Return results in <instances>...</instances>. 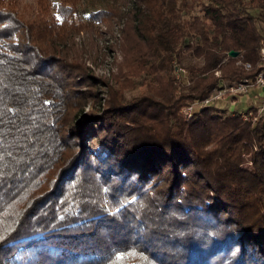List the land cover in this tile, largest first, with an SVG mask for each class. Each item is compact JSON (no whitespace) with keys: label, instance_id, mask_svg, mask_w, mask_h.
<instances>
[{"label":"trees","instance_id":"1","mask_svg":"<svg viewBox=\"0 0 264 264\" xmlns=\"http://www.w3.org/2000/svg\"><path fill=\"white\" fill-rule=\"evenodd\" d=\"M80 2L0 0V264H264V108L183 111L260 70L264 0Z\"/></svg>","mask_w":264,"mask_h":264},{"label":"rangeland","instance_id":"2","mask_svg":"<svg viewBox=\"0 0 264 264\" xmlns=\"http://www.w3.org/2000/svg\"><path fill=\"white\" fill-rule=\"evenodd\" d=\"M106 0H81L79 6L82 9V13H86L89 10H92L94 8L103 6ZM190 4H188L187 7L184 8L183 12L189 11L190 13H197L199 12V6L197 4V0H189ZM33 0H20L21 4L24 3H32ZM188 8V10H187ZM118 22L112 21L111 24H106L104 22H99L97 25H95L96 29L95 34V40L94 39H88L86 37V33H80L77 36L78 42H81L85 38V42L89 47H92L93 45L90 43H93L97 49V57L95 61L89 60L87 63H89V66L94 70L95 73L99 75H103L105 77H110L111 73L116 70V60H119L121 58L120 52H119V42H120V35H119V28H118ZM83 42V41H82ZM98 44V46H97ZM237 63V62H236ZM239 64V63H237ZM260 62L257 61V63L254 66V69L260 68ZM175 76H179V72L175 71ZM264 73V71H263ZM216 75H220V71L215 72ZM135 80V79H134ZM141 79H136L134 81V87H131L132 93L140 92L144 90V85L141 84ZM223 88L228 87L231 84H235L238 81H232L229 82L226 79H223ZM136 85V86H135ZM222 88V89H223ZM128 91V90H127ZM257 91V89L255 90ZM216 93V90L214 89L211 94ZM103 94V93H102ZM253 94H249V97H245L243 95H237L236 98H234V101H231L230 97L227 96V98H219L215 99L211 102V105H214L219 108H224L228 111H245L249 105H255L257 103H260V97H256L257 95L254 94L256 97L255 99L252 97ZM253 105V106H254ZM259 112H253L250 115H247L246 119L253 121L254 117L258 116Z\"/></svg>","mask_w":264,"mask_h":264},{"label":"built area","instance_id":"3","mask_svg":"<svg viewBox=\"0 0 264 264\" xmlns=\"http://www.w3.org/2000/svg\"><path fill=\"white\" fill-rule=\"evenodd\" d=\"M258 55L259 59L258 61L260 64V70L256 72L252 78H244L235 84H231L228 87L225 88H219L215 89L216 93L211 94L207 96L206 98L200 100V101H194L189 106L183 109L184 112L189 113L193 108L204 105V104H211L212 101L219 98H227L230 97L231 101H234V98L237 97V95H243L245 97H249V94H253V98L260 97V103L255 104L256 105V112H261L264 108V104L262 103L264 99V40H261L259 48H258ZM237 63L241 64L244 69H250L252 68L251 64L248 62H241L240 60L237 61ZM217 72V71H216ZM257 91H254L256 90ZM257 95L256 97L254 96ZM253 113V111H250L249 113L242 112L243 118L246 119L247 115H250ZM255 119V117H254Z\"/></svg>","mask_w":264,"mask_h":264},{"label":"water","instance_id":"4","mask_svg":"<svg viewBox=\"0 0 264 264\" xmlns=\"http://www.w3.org/2000/svg\"><path fill=\"white\" fill-rule=\"evenodd\" d=\"M238 53H239V51L234 50V49H230V50L228 51V54H229L230 56H233V57L237 56Z\"/></svg>","mask_w":264,"mask_h":264},{"label":"snow or ice","instance_id":"5","mask_svg":"<svg viewBox=\"0 0 264 264\" xmlns=\"http://www.w3.org/2000/svg\"><path fill=\"white\" fill-rule=\"evenodd\" d=\"M117 259H118V260H122V259H123V257H118Z\"/></svg>","mask_w":264,"mask_h":264},{"label":"crops","instance_id":"6","mask_svg":"<svg viewBox=\"0 0 264 264\" xmlns=\"http://www.w3.org/2000/svg\"><path fill=\"white\" fill-rule=\"evenodd\" d=\"M255 91V90H254Z\"/></svg>","mask_w":264,"mask_h":264}]
</instances>
